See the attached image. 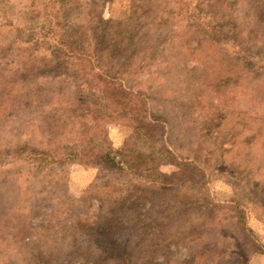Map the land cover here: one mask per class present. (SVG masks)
<instances>
[{"label":"rangeland","instance_id":"obj_1","mask_svg":"<svg viewBox=\"0 0 264 264\" xmlns=\"http://www.w3.org/2000/svg\"><path fill=\"white\" fill-rule=\"evenodd\" d=\"M131 91L172 150L159 169L175 190L32 154H150L149 134L119 117ZM112 206L127 244L103 250ZM39 261L264 264V0H0V264Z\"/></svg>","mask_w":264,"mask_h":264},{"label":"trees","instance_id":"obj_2","mask_svg":"<svg viewBox=\"0 0 264 264\" xmlns=\"http://www.w3.org/2000/svg\"><path fill=\"white\" fill-rule=\"evenodd\" d=\"M71 32L72 31H66L65 36L67 40L65 41V45L69 48H77L75 43L77 41H71ZM123 36H120V41L115 44L116 50L120 51L122 44L124 42V38H126L125 34H121ZM139 96V92L137 91H131L128 96V106L126 107L125 113L121 114L123 116H120L123 119H128L130 121H133V125H135L137 128L141 130V132L147 133L148 138L146 137L145 139L143 137L141 140V145H147L145 141H148L149 148L151 153L150 154H145L141 150H139L136 145L138 143H133V144H128L126 147L122 149H116L112 147L111 145H100L99 148H96L94 150H89L85 152L84 154H78L77 153V148H64L63 146H60V148L56 147L55 149L53 148H45V150H40L41 147L39 146L38 148L32 149V154H37V155H43L46 154L45 156H48L50 160H46V163L51 165L55 163L56 161L63 160L67 157H73V158H80L82 160L87 159L88 161H91V165H97V164H102L103 166H107L110 168H115L119 167L121 170H124L128 173H131L135 175V177L143 182L144 184H150L151 186L157 187L161 185H166L165 188H160L161 192H167L168 190L174 189V186H171L170 184V179L166 178L164 173H162L159 169L160 163L167 160L168 156L172 154V150L168 149L165 145V143L160 142L161 145H157L156 142H153V137H154V130L155 128L158 127V124L155 122V118H152L154 122H144L142 113H141V108L138 107V103H134V99ZM132 97V98H131ZM130 115V116H129ZM156 133V132H155ZM106 136V135H105ZM148 139V140H147ZM160 146V148H158ZM16 153H20L16 151ZM82 153V152H80ZM165 154V156H164ZM41 157V156H39ZM175 162V160H174ZM184 161L181 162H175L180 168H182L185 164L183 163ZM88 164L89 166H91ZM112 184L108 185V188H111ZM115 201H112L113 204H120L121 203V196H119ZM47 206H52L53 209L54 206L52 205L51 202L45 203ZM58 210V209H57ZM116 209L114 206L111 207L109 210H105L103 214L99 216V219H103L102 222H100L99 228H97V236L101 240L100 242H97L98 244H102V249L103 250H108L111 245L112 247H118L119 249L121 247L124 248L123 245H126L127 242L122 240L117 239L114 235L113 232L110 231V229L114 226L113 224L116 223V226L119 225L121 222L119 221L118 216H116ZM100 219V220H101ZM87 225V224H86ZM84 225V226H86ZM90 225V224H88ZM239 226L241 227L244 231L246 230V224L244 220V216L241 217L240 221H238ZM114 226V227H116ZM91 229H94L96 225L93 223V225H90ZM23 230V229H21ZM24 231V230H23ZM24 233V232H23ZM97 239V237H96ZM247 239L251 240L252 243H255L249 235H247ZM262 247L258 246L254 251H261ZM35 255H38V251L34 250L33 251ZM250 253V252H249ZM249 253L244 251L243 253L241 252V256H239V259L242 258V262L246 263L248 261ZM41 261V260H40ZM38 264H44L43 261Z\"/></svg>","mask_w":264,"mask_h":264}]
</instances>
